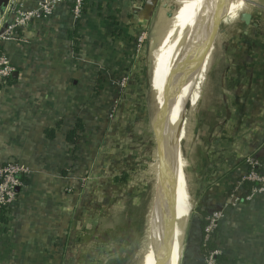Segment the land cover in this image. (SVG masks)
Masks as SVG:
<instances>
[{"label": "crops", "instance_id": "1", "mask_svg": "<svg viewBox=\"0 0 264 264\" xmlns=\"http://www.w3.org/2000/svg\"><path fill=\"white\" fill-rule=\"evenodd\" d=\"M9 1L0 0V33L14 20ZM162 1L87 0L77 23L71 6L60 5L50 22L0 43L16 73L0 85V166L29 173L9 216L0 211V264H75L79 223H86L78 206L89 180L101 173L115 185L126 171L109 173L108 160L121 165L141 156L149 137L150 50L137 42L150 33ZM250 7L231 37L222 31L214 41L200 121L199 145L207 143L198 169L204 183L196 187L201 212L225 207L247 159L264 161V0ZM125 79L128 93L118 102ZM79 125L73 146L68 135ZM195 226L186 264H205ZM217 235L220 264H264V195L227 208Z\"/></svg>", "mask_w": 264, "mask_h": 264}, {"label": "rangeland", "instance_id": "2", "mask_svg": "<svg viewBox=\"0 0 264 264\" xmlns=\"http://www.w3.org/2000/svg\"><path fill=\"white\" fill-rule=\"evenodd\" d=\"M182 1L183 0H163L162 4L164 7L160 9L157 15V21L154 22L150 33L147 34V46H145L146 50H150V53L148 51L145 54V59H148V63L150 64L148 69L150 94L147 111H149V121H152L150 131L148 132L149 137L146 139L143 138L144 143L140 144L139 149L141 156L139 155L135 159L130 156L127 161L122 162L125 164L121 165L115 162L112 163L111 160H108L110 164L108 172L116 173L119 172V169H124V171H126L125 173L129 175L127 182L122 185H113L110 180L107 181V179L103 178L105 176L101 173H99V176H92V179L89 180L90 190H85L84 196L80 199L78 206L79 209H81L78 214L82 220L81 223L83 221L86 223L84 226L79 223L78 235L81 240L77 249L74 250L75 254L73 257L75 264H156L159 261L164 245V238L162 239V237L164 236L165 229L164 207L166 201L164 203L165 199L162 196V185L165 187L166 182L163 183L162 172L163 163L161 152L163 150V144L162 139L159 137V129L155 124V117L159 111L167 110V105L172 99V97H170V94H172L170 84H172L175 77L181 74L185 76L186 72L188 75L192 74L195 68L192 65H183V67L175 66L176 62L174 61L180 59V51L172 53V56L168 54L167 57L169 56L171 58L166 57L165 60H168V63L172 66L168 69L166 76L160 82V90H155L154 87L160 73L161 54H159V43L161 37H163L164 25L169 18L171 19L176 14ZM252 1L254 0H242L243 9L235 14H232L230 7L228 13L221 20L214 34L212 45L207 51L203 63L198 70V76L186 97L185 114L182 122V129L179 134L180 147L178 154L190 188L191 210L185 228L184 247L180 264L187 263V252L190 248V244L196 243L194 242L196 236L198 238V234L195 232L196 228H193V226H195L194 224L200 220L206 221L210 213L213 212L208 211L206 216L201 215L198 199L196 197L199 196L197 195L196 187L203 184V179L205 178L203 174H201V179H199L200 173L198 169H200V166L204 167L200 158L202 147L206 148L207 143L201 139L202 146L199 145V135H201L200 129L203 128V122H200L205 108V103H203L205 100H203V97L208 87L210 89L212 87V83L207 87V80L211 74L210 67L213 60L214 41L219 39V35L222 31H225L224 37H231L233 35L229 32L233 31L232 29L237 24H241L240 22L241 20L243 21L244 18L242 15L251 9L250 4ZM212 21H217L214 16L211 22ZM219 28H221V30H219ZM207 32L208 31L205 30V34ZM217 33L219 34L216 38ZM209 41L208 38V43ZM227 44L231 45L232 43L231 41H227ZM176 69L177 71H175ZM128 83L129 82L125 79V87L123 89L121 88L122 92H120L121 95L118 102H122L121 96H123L125 92L126 94L128 93ZM116 106L117 111H113V114H111L113 118L111 119H116L119 113L120 106L118 104H116ZM166 116L168 119L169 114ZM247 160L244 162L246 164H244V167H247V173L244 174L243 177L250 174ZM121 173L122 172H120V174ZM240 182L230 188L226 196V205L223 208H234L231 204V196ZM244 191H240L243 197H245ZM245 203L249 202L243 201L240 206L235 208H239ZM87 215L92 216L93 219L87 220ZM195 233L197 235H195ZM204 239L205 233L202 244H204ZM206 255L203 256L202 254L204 263Z\"/></svg>", "mask_w": 264, "mask_h": 264}, {"label": "bare ground", "instance_id": "3", "mask_svg": "<svg viewBox=\"0 0 264 264\" xmlns=\"http://www.w3.org/2000/svg\"><path fill=\"white\" fill-rule=\"evenodd\" d=\"M230 7L232 14L238 13L243 9L242 0H183L178 11L176 10V14L169 20L167 18L168 21L164 25L163 37L159 43L160 73L154 87L155 90H160L159 84L172 66L168 60H165L168 54L172 56V53L180 51V59L174 61L176 62L175 66L192 65L197 70L189 75L186 72L185 76L181 74L175 77L170 84L172 91L170 97L172 99H169L167 110L159 111L155 117V124L159 129V137L163 144L161 152L164 158L162 172L163 183L166 182L165 187L162 185L164 203L166 201L164 207L165 229L162 237V239L164 238V245L156 264H178V259H181L183 248L180 240L183 238L191 210L190 188L178 154L179 134L185 114V102L203 63L208 38L211 39V32L217 23V21L211 22V20H213V16L216 20L225 17ZM205 30L208 31L206 34ZM167 114H169L168 119Z\"/></svg>", "mask_w": 264, "mask_h": 264}, {"label": "built area", "instance_id": "4", "mask_svg": "<svg viewBox=\"0 0 264 264\" xmlns=\"http://www.w3.org/2000/svg\"><path fill=\"white\" fill-rule=\"evenodd\" d=\"M87 0H10L8 5V13L14 16L12 24H8L2 34H0V43L5 41L18 40L21 33L25 32L32 26L46 24L50 22L55 9L60 5H70L72 18L75 22H79L85 13ZM147 40V34L142 33L138 39L137 47L140 49ZM14 69L5 57H0V85H6L8 79L12 76ZM121 87H125V80L120 83ZM247 166L250 174L243 177L236 187L231 198L232 207H238L242 202H252L256 198L264 194V175L255 171L260 166L256 160L250 158L247 160ZM29 175L28 171L19 165L0 166V211L9 216L11 208L14 206L17 191L27 187V182L23 178ZM247 183H251L250 189L246 190ZM245 189V191H244ZM244 191L245 197L241 195ZM243 197V198H242ZM227 208L216 210L207 217V225L205 227L204 247L208 248L210 244H218V226L223 218ZM0 223V232H1ZM223 251L218 247L207 253L205 257L206 264H220L219 258Z\"/></svg>", "mask_w": 264, "mask_h": 264}, {"label": "trees", "instance_id": "5", "mask_svg": "<svg viewBox=\"0 0 264 264\" xmlns=\"http://www.w3.org/2000/svg\"><path fill=\"white\" fill-rule=\"evenodd\" d=\"M0 57H2L1 53H0ZM10 80H12L11 77L8 79V82H9ZM81 129H82V127L79 125V126L77 127L76 130H74L73 132H71V133L68 135V142H69L70 144H72L73 146H75V144H76V141H77V139H78V131L81 130ZM52 135H53V133H50V132H49V136L52 137ZM259 162H260V166H259V167H256L255 171H256L257 173H260V174H263V175H264V161L261 160V161H259ZM27 178H28V177L23 178V181H25V182H29V179H27ZM128 178H129V175L126 174V173H124V174H122L121 176L116 177V178L114 179V182H115V184H121V185H122L123 183H125V182L128 181ZM251 186H252L251 183H247L246 186H245V189H246V190H247V189L249 190ZM207 214H208V210H207V211H203V212H201V215H203V216H206ZM0 220H2L3 222L6 221L5 218H3V216L0 217ZM206 224H207V222H206L205 220H200V222H197L196 224H194V225L198 226L199 229L202 231V237H201V251H202L203 256H205L208 252H210V251H212V250H214V249L217 248V245H216L215 243L210 244V245L208 246V248H205V247L203 246L204 244H202ZM219 259H220V258H219Z\"/></svg>", "mask_w": 264, "mask_h": 264}, {"label": "water", "instance_id": "6", "mask_svg": "<svg viewBox=\"0 0 264 264\" xmlns=\"http://www.w3.org/2000/svg\"><path fill=\"white\" fill-rule=\"evenodd\" d=\"M223 18H224V17L219 18V19L217 20V23L215 24V27H214L213 31L211 32V39H210V41H209V43H208V45H207V48L205 49V50H206L205 55H206L207 51L209 50L210 46L212 45V42H213V38H214V34H215V32H216V29H217V27L219 26V24H220V22H221V20H222ZM204 58H205V56L203 57V60H204ZM203 60H202V62H203ZM201 65H202V64H201ZM199 69H200V68H199ZM196 70H197V68L193 71V73H195ZM13 75L16 76V73H14ZM163 161H164V158L162 157V163H163ZM165 162H166V161H165ZM184 237H185V230H184V233H183V238H181V240H180V242H181V247H182V248L184 247ZM180 258H182V255H181ZM178 260H179L178 264H180L181 259H178Z\"/></svg>", "mask_w": 264, "mask_h": 264}]
</instances>
